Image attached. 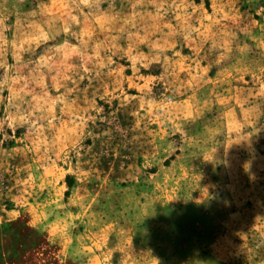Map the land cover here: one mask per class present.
Masks as SVG:
<instances>
[{
    "label": "rangeland",
    "instance_id": "1",
    "mask_svg": "<svg viewBox=\"0 0 264 264\" xmlns=\"http://www.w3.org/2000/svg\"><path fill=\"white\" fill-rule=\"evenodd\" d=\"M0 264H264V0H0Z\"/></svg>",
    "mask_w": 264,
    "mask_h": 264
}]
</instances>
